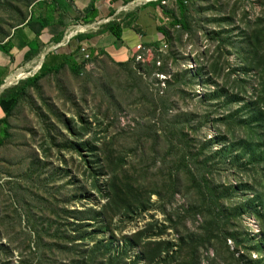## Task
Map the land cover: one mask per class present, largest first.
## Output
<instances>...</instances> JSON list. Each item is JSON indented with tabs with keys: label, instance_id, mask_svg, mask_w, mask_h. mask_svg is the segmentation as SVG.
Returning a JSON list of instances; mask_svg holds the SVG:
<instances>
[{
	"label": "rangeland",
	"instance_id": "1",
	"mask_svg": "<svg viewBox=\"0 0 264 264\" xmlns=\"http://www.w3.org/2000/svg\"><path fill=\"white\" fill-rule=\"evenodd\" d=\"M28 2L0 0L1 42L15 27L19 13L29 12ZM184 4L189 30L165 26L169 39L157 53L135 57L125 67L108 58L90 57L82 76L63 69L27 89L19 107L24 109L20 121L28 123L31 145L0 148V264H35V252L37 257L43 252L47 264H87L95 249L102 252L103 264H163L165 255H158L157 242L173 245L177 262L172 264H238L237 260L264 264L256 208L248 203L242 209L232 206L220 219L221 226H214L211 210L198 211L205 190L191 184L189 175L172 170L180 159L176 151L183 145H168L163 137L156 141L148 135V128L152 133L165 117V127L179 128L187 140L194 139L195 153L210 158L207 174L217 184L231 187L230 202L251 200L253 191L263 192L264 171L249 164L250 156L243 158L240 140L251 138L255 145L262 131L258 123L247 126L242 121L249 118L254 103L264 68L258 63L263 62L262 53L241 52L249 50L246 40L264 30V0H184ZM164 11L179 19L174 3ZM260 46L264 47L263 35L255 48ZM214 91L218 97L212 100L208 97ZM226 97L240 100L231 103ZM83 119L91 129L83 130ZM138 125L148 127L142 140L137 139ZM209 140L211 145L205 143ZM81 141L87 147H80ZM144 173L160 187L177 179V192L171 196L169 188L170 195L164 191L154 195L141 218L107 208L105 197L112 182L132 183ZM240 185H247L245 194ZM228 204L224 201L223 207ZM84 210L87 215L79 214ZM94 213H99L105 229L99 232L101 224L95 221L94 242L89 239L83 247L80 237L84 230L85 237L91 235ZM83 218L87 225L80 229ZM66 237L74 240L73 245ZM224 237L229 251L237 245L238 255L228 253Z\"/></svg>",
	"mask_w": 264,
	"mask_h": 264
},
{
	"label": "crops",
	"instance_id": "2",
	"mask_svg": "<svg viewBox=\"0 0 264 264\" xmlns=\"http://www.w3.org/2000/svg\"><path fill=\"white\" fill-rule=\"evenodd\" d=\"M29 1H33L29 5V18L34 16L37 21L44 20L47 26L39 36L26 26L16 27L8 33L0 45V87L3 88L0 94L35 76L42 66L54 73L58 71L57 74L63 69L69 71V61L76 59L79 62L84 54L88 59L108 58L117 64L152 55L153 47L158 44L161 48L163 44L159 29L172 19L164 9L174 3L168 0L160 8L154 6L159 0ZM109 23L120 27L121 40L103 32ZM88 66L86 63L84 68ZM10 106V102H0V119ZM20 108L18 104L9 117V138L3 145H31L28 123L20 121L25 118L24 109Z\"/></svg>",
	"mask_w": 264,
	"mask_h": 264
},
{
	"label": "trees",
	"instance_id": "3",
	"mask_svg": "<svg viewBox=\"0 0 264 264\" xmlns=\"http://www.w3.org/2000/svg\"><path fill=\"white\" fill-rule=\"evenodd\" d=\"M29 1V0H27ZM168 0H159L155 5H157L160 8H163V3L167 2ZM174 2V4L176 5V8L178 10V15H179V19H172L170 24H167L166 26L170 27V28H174V27H180L183 31H188L189 27L186 21L187 18V13H188V9L184 4V0H171ZM33 1H29L28 3H26L27 7H29L30 3ZM19 12V11H18ZM169 14H171V12H168ZM20 15L17 16L18 20H14L16 22L15 27H20V26H26L28 27L30 30H33V32L35 33L36 36H39L40 33L46 28L47 26V22H45L44 20H39L37 21L35 19L34 16H31L29 18L28 16V12L26 13H19ZM172 15V14H171ZM260 24V23H259ZM39 27L38 30H36L35 28ZM13 28V29H14ZM165 27H162L161 29H159V32L162 34L163 36V40H168L169 35L168 33L164 30ZM103 32L105 33H110V35H113L117 40H121L122 37V31L120 29L119 26H116L115 23H109L107 24L104 28H103ZM101 34V33H99ZM262 35L264 37V30H260V32L258 33L257 37L255 38H250L249 40H246V45L249 46V50L247 51H242L241 53L244 54V52H252L253 54L257 53L258 51H261L260 53H262V58H263V62H258V63H264V47L260 46L259 49H256L255 46L257 45L259 39L262 38ZM5 41V40H4ZM3 41V42H4ZM0 41V45L3 43ZM8 45V43L6 44ZM1 48V46H0ZM153 51L155 53H157L158 49H160L159 45H155L153 47ZM239 53V52H238ZM89 59L85 60L84 57L81 59V61L77 62L76 59H72L69 61L68 64V69L69 72L74 75V76H82V74L84 73V71L86 70V68H84L85 64L88 62ZM260 59H258L259 61ZM129 62H131L130 60L125 63V64H119L122 67H125V65L129 64ZM133 62V61H132ZM263 70V71H262ZM58 71L52 72L51 70H47L44 68V66H42L40 68V70L38 71V73L35 76H32L31 78L26 79L25 81H23L22 83H20L18 86L12 87V88H8L6 90H4L1 94H0V102H10L11 106L9 108V111L6 112V114H4V116L0 119V148L2 146H4V142L9 138V117L12 113V111L14 110V108H16L18 106V104L21 102V100L25 99L27 97V89L34 87L37 82L42 79L45 76L51 75V74H57ZM238 81V80H237ZM2 85V82L0 81V86ZM245 91V90H244ZM212 94L208 97L210 99H216L218 97L217 95V91L211 92ZM222 94H226V92L223 93V91H221ZM226 100H228V98L226 97ZM239 99H235L232 97H229V100L231 103L237 102ZM254 103L251 104V110L248 113L247 116H249V118L247 120H242L243 121V125H247L249 126L251 124V122L253 123H258V127L260 129H262L261 133H257L258 137L256 138L258 140V143L253 145L250 141L254 140L251 138H248L247 140H240V144L243 146L244 148V155L243 158H247L248 156H250L249 159V164L252 165H257L258 167H262V171H264V68H261L260 71V79H259V84L257 85V91L255 94V99L253 101ZM84 120V119H83ZM84 122V127L83 130L86 131L88 129H91V125L87 122V121H83ZM159 124H161L162 126H158ZM166 123V118H161L158 123H156V125L154 127H156V129L151 133L150 132V128L148 127H144L142 125H138L137 128L139 127V130L137 132H140L137 134V139L142 140L143 138V132L148 128V135L149 138H153L154 140L157 141V139L159 140L161 137H163V140L168 144V145H183L179 147V150L176 152H179V156L180 159L179 161L173 163V171H175L176 173H184L186 175H189V179L191 184L194 185H199L200 188H202L203 190H205L204 192H202V196H201V204H202V208L201 210H198L201 214H203L204 212H209L210 210V214L209 217L213 223L214 226L218 227L221 226L219 224L220 219H222L225 215V212L228 210H232V206L234 207H241V209L245 206V204L248 203V205H250L251 207H255V211H254V216L257 219V223H258V228H259V235H261V245H262V249L264 251V189L263 192H257V191H253V194L255 195V197L253 199H244L243 201H241L240 203H237L236 201H231L230 202V196L233 197L234 199V195L232 192L231 187H224L223 185L217 184L213 179H211L208 174L207 171H209V164L211 163L210 158H204L201 153L197 154L195 153L193 147V144L195 145V141L194 139L190 138L189 140L186 139V135L184 136L182 134V131L178 128V129H172V128H168L165 127ZM181 126H183L182 123H180ZM160 128H158V127ZM263 126V127H262ZM68 130L71 132L72 129L68 127ZM248 130V129H247ZM244 131H246V129H244ZM151 133V135H150ZM186 134V133H185ZM83 135V134H82ZM149 138L147 139L146 142H148ZM157 138V139H156ZM205 143H208L211 145V141H206ZM143 145V144H142ZM140 145V146H142ZM80 147L84 148L87 147V144L85 142H80ZM209 149V147H208ZM140 152L143 156H145V151L144 148L141 147ZM211 150L209 149V154H210ZM259 152V155H257V158H255L256 153ZM190 159L191 162H184V159ZM235 161L239 160V155L236 156L234 158ZM237 163V162H234ZM89 164V162H88ZM193 165V169H191V166ZM183 171V172H181ZM88 172V171H87ZM169 172V176H170ZM161 174H163V172H161ZM99 175V174H97ZM148 174L144 173L141 176V179L136 180V181H131L132 183H130V181H126L122 184H118L117 181L112 182L110 181V183L112 182L111 186L108 187V192L106 194V199L108 201L107 203V208L113 210L112 212L114 214H122L123 216L126 215H133L136 213V215L141 218V214L142 213H146L147 207L151 206L150 204V199L154 196V195H159L161 196V192H165L167 194L170 195V193L167 191L169 188L171 189V196L173 195V193L177 192V179L173 180L171 179L168 183L167 186L163 185L160 187L159 182L158 181H148L149 178L147 177ZM99 180L98 178H96V181ZM109 183V185H110ZM218 185V186H217ZM94 186L97 188V184L96 182L94 183ZM239 187H243L242 189V193L245 194L246 190H248L247 185H240ZM168 195V196H169ZM230 203V205L228 204V208H224L223 207V202L226 201ZM245 202V203H244ZM254 202H257L258 206L254 204ZM212 207V209H211ZM164 210V208H163ZM138 212H140L138 214ZM163 212V211H162ZM244 210L239 211V216H242ZM85 214L87 215V211L84 210L82 212H80L79 214ZM71 214H78V213H71ZM94 217L91 219L92 222H90L93 226L92 231L90 232V236L89 237H85L86 234V230H84V233H82L81 235H83L81 238L82 242L81 245L84 247V243H86V241H88L89 239L92 240V242H94V238H95V233L93 231L94 228L97 227V223L95 221L98 222V224L101 226H99V232L104 228V225L102 224V221L99 222L98 218H99V213H94L93 214ZM129 217V216H126ZM154 220V216L152 217ZM228 221L231 220V218L227 219ZM88 220H86L85 218L80 219L79 220V225L80 229L82 227H84L85 225H87ZM85 223V224H83ZM83 224V225H82ZM73 225H71L70 228H72ZM77 226V227H78ZM148 226H152V224L148 225ZM68 228V229H70ZM166 232V229L160 234V236H162L164 233ZM71 234L68 233L67 236H70ZM40 237V236H39ZM228 239H233V236H229L227 235ZM41 239V238H40ZM66 239H68L67 242H70V244L73 245L74 240H71L70 238L66 237ZM224 243L223 246L226 247L228 253L231 256H235L238 255V248L237 245L234 246V251H229V246L226 244V238L224 237ZM161 241V240H160ZM66 242V243H67ZM235 244V242H234ZM146 245H149L146 243ZM157 246H159V250H158V255H165V258L162 260L163 264H172V262H177L176 261V253H173V245L169 244L168 242H157L156 243ZM61 249V248H60ZM1 250V247H0ZM63 250H66L65 248H63ZM94 250V248H93ZM39 251V250H37ZM67 251H71V250H67ZM218 256L221 258V256L219 255V252L216 250ZM37 253L35 252V255H33L34 257H36L38 260L35 262V264H47L49 263V260L45 259L43 257L44 253L41 252V254H39V256L37 257ZM83 256V255H82ZM83 259L85 260L84 256ZM242 259V258H241ZM249 259H251V257L249 256ZM81 261V260H80ZM231 261L233 263H236L235 259H231ZM238 264L242 262V260H237ZM160 262V263H162ZM249 264H257L258 260H249ZM72 264H79L77 262H73ZM82 264H86L85 262H83ZM87 264H103V257H102V252L99 251V249H95L93 251V257L92 259H90L89 263ZM111 264V263H110ZM159 264V263H157Z\"/></svg>",
	"mask_w": 264,
	"mask_h": 264
},
{
	"label": "built area",
	"instance_id": "4",
	"mask_svg": "<svg viewBox=\"0 0 264 264\" xmlns=\"http://www.w3.org/2000/svg\"><path fill=\"white\" fill-rule=\"evenodd\" d=\"M81 52L84 54V51L83 50ZM83 57H84L85 60L88 59V55H86V54H84Z\"/></svg>",
	"mask_w": 264,
	"mask_h": 264
},
{
	"label": "bare ground",
	"instance_id": "5",
	"mask_svg": "<svg viewBox=\"0 0 264 264\" xmlns=\"http://www.w3.org/2000/svg\"><path fill=\"white\" fill-rule=\"evenodd\" d=\"M146 2H148V1H151V0H145ZM144 2V1H143ZM40 59V58H39ZM36 62V61H35ZM21 76V75H20Z\"/></svg>",
	"mask_w": 264,
	"mask_h": 264
},
{
	"label": "water",
	"instance_id": "6",
	"mask_svg": "<svg viewBox=\"0 0 264 264\" xmlns=\"http://www.w3.org/2000/svg\"><path fill=\"white\" fill-rule=\"evenodd\" d=\"M3 88L2 87H0V90H2Z\"/></svg>",
	"mask_w": 264,
	"mask_h": 264
}]
</instances>
